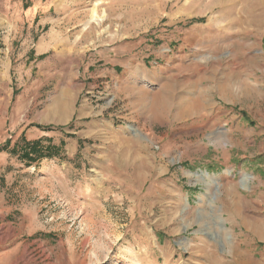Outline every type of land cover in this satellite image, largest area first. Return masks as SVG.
Instances as JSON below:
<instances>
[{
  "label": "rangeland",
  "instance_id": "374dc122",
  "mask_svg": "<svg viewBox=\"0 0 264 264\" xmlns=\"http://www.w3.org/2000/svg\"><path fill=\"white\" fill-rule=\"evenodd\" d=\"M0 264H264V0H0Z\"/></svg>",
  "mask_w": 264,
  "mask_h": 264
},
{
  "label": "trees",
  "instance_id": "16d2710c",
  "mask_svg": "<svg viewBox=\"0 0 264 264\" xmlns=\"http://www.w3.org/2000/svg\"><path fill=\"white\" fill-rule=\"evenodd\" d=\"M6 151L28 162L33 160L41 162L44 159L51 160L62 155V149L54 144H48L44 147L42 141L30 143L26 142L24 137H21V142L18 144L12 145V143L9 142L3 147H0V153Z\"/></svg>",
  "mask_w": 264,
  "mask_h": 264
}]
</instances>
